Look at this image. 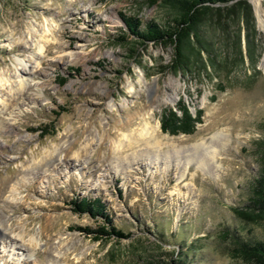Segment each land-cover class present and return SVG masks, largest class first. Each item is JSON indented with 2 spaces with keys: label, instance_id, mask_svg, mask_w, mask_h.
<instances>
[{
  "label": "rangeland",
  "instance_id": "1",
  "mask_svg": "<svg viewBox=\"0 0 264 264\" xmlns=\"http://www.w3.org/2000/svg\"><path fill=\"white\" fill-rule=\"evenodd\" d=\"M249 1L259 72L240 85L246 57L218 91L216 77L172 71L170 45L120 39L121 15L164 25L163 0H0V264H236L218 236L236 225L231 208L256 174L251 145L264 122V20ZM181 100L201 121L189 135L162 132V109ZM128 121L162 142L217 132L226 144L212 169L191 162L178 177L174 146L129 148ZM82 197H98L127 235L80 230L105 224L76 210Z\"/></svg>",
  "mask_w": 264,
  "mask_h": 264
},
{
  "label": "trees",
  "instance_id": "2",
  "mask_svg": "<svg viewBox=\"0 0 264 264\" xmlns=\"http://www.w3.org/2000/svg\"><path fill=\"white\" fill-rule=\"evenodd\" d=\"M153 4L156 0H149ZM167 10V21L159 24L147 21L144 26L135 16L121 15L125 30L120 39L127 34L137 42L152 41L172 47V56L168 67L174 72L199 75L205 73L208 78L216 77L214 89L222 91L229 73L247 66L251 73L245 72L240 85L250 87L255 80L258 55L254 52L249 38L254 32L253 10L249 0H163ZM264 5V3H263ZM241 22L244 29V49L242 50ZM235 26L232 37L228 30ZM221 43L217 46L216 44ZM231 53V54H230ZM65 78H61V83ZM55 114L57 112L55 111ZM202 109L193 113L188 104L181 100L174 106H166L160 113V129L168 134H191L196 124L201 121ZM262 136L255 139L251 151L258 165L256 174L244 188L245 200L233 206L235 226H225L218 237L225 243L224 253L236 264H264V122L259 123ZM38 129V128H37ZM36 130V129H34ZM53 130H42V135L51 134ZM78 211L90 215H100L105 224L97 228L78 227L85 233H96L116 237L127 235L114 226L98 197H82L72 201ZM162 237L163 233L159 232ZM163 238V237H162ZM182 264V260L176 263Z\"/></svg>",
  "mask_w": 264,
  "mask_h": 264
},
{
  "label": "bare ground",
  "instance_id": "3",
  "mask_svg": "<svg viewBox=\"0 0 264 264\" xmlns=\"http://www.w3.org/2000/svg\"><path fill=\"white\" fill-rule=\"evenodd\" d=\"M258 2L259 0H255L254 3L257 8L259 18L262 19L263 21L264 19L262 17L263 16L262 11H261V8L258 7ZM263 28H264V24H263ZM262 62L264 65V55H263ZM21 84H23V81H21ZM168 100H172V99H168ZM132 124H133L132 121H128L124 126H122L123 128L128 129L130 131L129 135L131 136L126 141L125 144L130 148L131 146H134V145H131V143L132 144H134L135 142L138 143L142 141L143 139H146V142L147 141H152V142H150V144H146L145 142L143 143H145V145L149 149H153L155 151L157 150L160 151V148L165 146V144H167L166 146H168V148L169 146H174L173 148V151L175 154L174 161L176 164H181L184 167L183 171L179 173L178 177L183 176L184 170H186V168L188 170L191 162H194L197 167H201L202 169H212V167L214 166L213 162L216 161L217 155L219 154L218 147H223V145L226 144L225 134L223 135L221 133L215 132L210 136L209 141H205L207 139L205 140L202 139V140L195 141L186 146L184 145L180 146L174 143V141L162 142L160 139L157 138V133L155 132L154 129H152V131L150 132H147L146 129H144V131L140 130L138 132L137 129L132 126ZM132 139H134V141H132ZM167 151L168 149L161 154L163 155L162 158L167 159L168 157H170V154Z\"/></svg>",
  "mask_w": 264,
  "mask_h": 264
}]
</instances>
